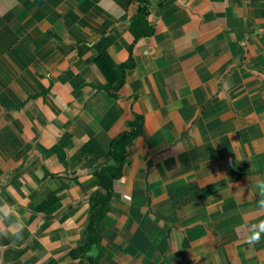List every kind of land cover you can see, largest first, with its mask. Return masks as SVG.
<instances>
[{
    "label": "crops",
    "instance_id": "1",
    "mask_svg": "<svg viewBox=\"0 0 264 264\" xmlns=\"http://www.w3.org/2000/svg\"><path fill=\"white\" fill-rule=\"evenodd\" d=\"M141 4L0 0V197L25 229L0 238V264L84 260L101 152L138 113L90 264H264V235L246 242L264 221L248 195L264 179V0H151L155 32L136 39ZM99 46L137 61L119 89Z\"/></svg>",
    "mask_w": 264,
    "mask_h": 264
},
{
    "label": "trees",
    "instance_id": "2",
    "mask_svg": "<svg viewBox=\"0 0 264 264\" xmlns=\"http://www.w3.org/2000/svg\"><path fill=\"white\" fill-rule=\"evenodd\" d=\"M175 1V0H174ZM151 0H142L139 14L136 16L132 24V31L135 33L136 39L155 32V28L150 23V7ZM104 42V41H102ZM106 47V46H104ZM104 47H100V52L95 58L102 73L105 75L106 82L103 85L109 91L119 89L116 83L127 78L128 69L137 65L134 55L126 62L118 63L108 54ZM145 117L138 113L136 118L130 121V129L121 132L110 142L108 151H102V154L110 156L114 159V163L104 167L99 173L98 178L100 186L104 189H96L90 196L91 211L89 213V242L72 252L73 257L83 254V261L80 264H90L93 258L87 256L89 248L96 243H100L102 218L106 215L110 203L114 198L115 182L124 175L125 166L128 164L129 146L135 139L144 133ZM95 140H89V144H94ZM87 145V146H88ZM84 151V150H83ZM50 202V199L46 201Z\"/></svg>",
    "mask_w": 264,
    "mask_h": 264
},
{
    "label": "clouds",
    "instance_id": "3",
    "mask_svg": "<svg viewBox=\"0 0 264 264\" xmlns=\"http://www.w3.org/2000/svg\"><path fill=\"white\" fill-rule=\"evenodd\" d=\"M248 195L254 196L257 207L264 210V179H259L255 184V192L250 188ZM24 218L19 215L15 205L10 204L7 199L0 197V238L22 241L24 239ZM264 235V221L252 225L247 243L255 245L260 242Z\"/></svg>",
    "mask_w": 264,
    "mask_h": 264
}]
</instances>
